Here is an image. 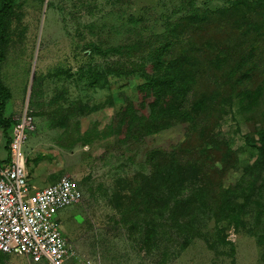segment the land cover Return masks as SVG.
Returning <instances> with one entry per match:
<instances>
[{
    "label": "rangeland",
    "instance_id": "rangeland-1",
    "mask_svg": "<svg viewBox=\"0 0 264 264\" xmlns=\"http://www.w3.org/2000/svg\"><path fill=\"white\" fill-rule=\"evenodd\" d=\"M259 19L264 0L14 1L0 32L3 117L32 115L31 185L79 182L82 200L60 217L81 259L264 264ZM170 38L179 43L162 63H181L189 102H202L191 121L167 109L174 95L163 105L140 90ZM0 264L32 263L3 254Z\"/></svg>",
    "mask_w": 264,
    "mask_h": 264
},
{
    "label": "built area",
    "instance_id": "built-area-1",
    "mask_svg": "<svg viewBox=\"0 0 264 264\" xmlns=\"http://www.w3.org/2000/svg\"><path fill=\"white\" fill-rule=\"evenodd\" d=\"M32 126L27 110L11 130L10 157L0 162V254L33 264H95L81 259L62 228L60 212L83 198L79 182L64 175L41 189L30 184L24 146Z\"/></svg>",
    "mask_w": 264,
    "mask_h": 264
},
{
    "label": "trees",
    "instance_id": "trees-1",
    "mask_svg": "<svg viewBox=\"0 0 264 264\" xmlns=\"http://www.w3.org/2000/svg\"><path fill=\"white\" fill-rule=\"evenodd\" d=\"M14 1L15 0H5L2 8L0 9V32L3 31L5 20L7 18L8 12L12 9V5ZM253 11L254 13H256L255 18L257 16L259 17V5H253L252 12ZM190 14H191L190 15L191 19H194V20L203 19V21H205L204 20L205 16H199L201 14L197 11L194 12L192 10ZM246 17L248 16L246 15ZM258 21L260 22L259 27L261 29V32L264 35V29L262 30V26H261V24L264 26V19L263 20L259 19L255 21L253 26L258 29L259 28L257 27ZM248 25L249 24H247V26ZM180 36L183 39V42H186L188 40L187 35L181 34ZM166 37L168 38V36ZM3 38L6 39V36L0 35V41L4 40ZM170 40L171 42L163 43L164 46L159 47L160 51L154 52V58L156 60V63L154 66L156 68H151L150 71L145 67H144L145 69H142L141 75L145 79V84L143 83L140 86L141 87L140 90H143L145 92V96H147L148 94L150 96L152 94H157L159 98H161V102L163 105H166L165 103L166 98L164 97L166 93L174 95L175 99L173 100L170 99V102L172 103L169 102L170 106L167 109H169L170 112L175 114L176 117L183 119L185 121H191L194 115L199 110L202 109L200 108L202 102L201 101L194 102V103L189 102L188 96L191 92L192 81L187 78L184 72V69H183V65L181 63L180 64L162 63V60L167 59V56H169V50L171 49L172 45L174 43L175 45L179 43V38H177L176 40L170 38ZM199 49L201 50V47H199ZM220 55H224V54H220ZM3 59H4V55H3L2 47L0 44V62L3 61ZM208 62L215 64V59L209 58ZM184 65L187 66L188 63H185ZM154 71H158L160 73L156 75ZM253 79H254V76L247 75V80L249 82L253 81ZM165 90L166 92H164ZM186 97L188 98L187 103H186ZM8 98H9L8 89L0 81V126L4 129V132L7 138L6 147L9 150L10 142H11L10 129L12 130L16 122L13 124L11 120L3 117V111L6 106V102ZM131 122L133 123L134 120H131ZM260 135H261V138L259 141L261 145H260L259 150L262 153V151L264 152V132L263 131L260 132ZM9 157L10 156H8V158Z\"/></svg>",
    "mask_w": 264,
    "mask_h": 264
},
{
    "label": "crops",
    "instance_id": "crops-1",
    "mask_svg": "<svg viewBox=\"0 0 264 264\" xmlns=\"http://www.w3.org/2000/svg\"><path fill=\"white\" fill-rule=\"evenodd\" d=\"M11 133V131H10ZM7 145V138L4 132V129L0 126V162H3L4 160H6L9 156V150L6 147ZM28 160V159H27ZM29 170V169H28ZM30 176V173H29ZM57 181V180H56ZM55 181V182H56ZM54 183V182H53ZM31 184V183H30ZM49 185V184H48ZM33 186V185H32ZM47 185H44L42 188H44ZM41 189V188H39ZM3 255V254H0ZM6 255V254H4ZM26 258V257H25ZM28 259V258H27ZM29 260V259H28ZM30 261V260H29ZM33 264V263H32Z\"/></svg>",
    "mask_w": 264,
    "mask_h": 264
}]
</instances>
